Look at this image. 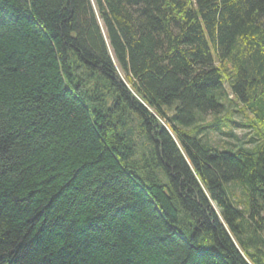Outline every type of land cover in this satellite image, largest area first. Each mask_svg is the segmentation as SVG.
<instances>
[{"label":"trees","instance_id":"trees-1","mask_svg":"<svg viewBox=\"0 0 264 264\" xmlns=\"http://www.w3.org/2000/svg\"><path fill=\"white\" fill-rule=\"evenodd\" d=\"M0 264H264V0H0Z\"/></svg>","mask_w":264,"mask_h":264},{"label":"rangeland","instance_id":"rangeland-1","mask_svg":"<svg viewBox=\"0 0 264 264\" xmlns=\"http://www.w3.org/2000/svg\"><path fill=\"white\" fill-rule=\"evenodd\" d=\"M239 116V115H238ZM235 117V119L234 120H236V121H238L237 119H240V117ZM211 118V115L210 114H207V115H205L204 117H203V121H207V120H209ZM159 121H162L161 119H159ZM249 129V128H248ZM247 132V130L246 129H235V131H234V133L236 134V136L238 137V138H240V140L239 141H243V140H245V138H246V135H245V133ZM239 141H237V142H239Z\"/></svg>","mask_w":264,"mask_h":264}]
</instances>
